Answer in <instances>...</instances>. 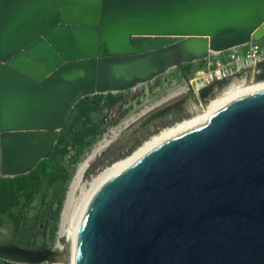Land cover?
Wrapping results in <instances>:
<instances>
[{
    "label": "water",
    "instance_id": "obj_1",
    "mask_svg": "<svg viewBox=\"0 0 264 264\" xmlns=\"http://www.w3.org/2000/svg\"><path fill=\"white\" fill-rule=\"evenodd\" d=\"M25 18L37 35L18 28ZM262 39L264 0L3 4L0 56L23 49L13 61L16 71L35 82L53 72L58 77L49 86L52 103L27 91L18 97L21 105L0 101V132L56 120L50 143L27 169L0 175L26 174L51 152L72 105L85 96L70 88L76 80L91 94L127 90L170 65L182 71L184 62ZM257 67L263 70L264 61ZM71 69L78 74L66 77ZM191 96L197 102L191 90L176 100ZM61 253L18 245L5 231L0 236V259L11 263L39 264ZM76 264H264V87L233 96L205 123L105 183L82 221Z\"/></svg>",
    "mask_w": 264,
    "mask_h": 264
},
{
    "label": "rangeland",
    "instance_id": "obj_2",
    "mask_svg": "<svg viewBox=\"0 0 264 264\" xmlns=\"http://www.w3.org/2000/svg\"><path fill=\"white\" fill-rule=\"evenodd\" d=\"M234 48L228 49L225 54L242 51L241 47ZM216 57L225 58L223 53L210 54L203 59L182 63V71L177 65H170L151 80L139 83L130 89L88 94L76 100L53 145L54 148L61 136L57 149L53 151L52 148L51 152L34 167L36 180L31 187L25 190L26 192L17 194L19 196L16 198V204H11L15 196L4 200L0 208V229L7 232L18 245L28 247L40 245L57 253L62 252L60 256L64 255L67 251L68 237L60 233L61 215L70 181L80 161L96 144L106 143V140L110 139V142L90 161L83 180L88 181L93 174L112 161L129 154L144 139L159 129L190 116L191 113L184 109L168 117H166L168 114H175L178 109L173 112L165 111L154 120L142 124L133 131L130 130L138 121L139 118L136 119V117L142 109L151 106L170 92L184 87L187 81L185 78H191L205 68L207 58ZM229 82L214 86L202 98L199 97L201 102L206 104L209 98L228 86ZM185 95L187 92L184 91L154 106L147 114L162 111L168 103L177 101L176 99ZM112 132L115 134L113 138ZM18 178L0 175V189L10 193V189L14 188ZM78 193L79 190L74 192V198H77ZM55 218H57V224L52 232V223ZM54 261L39 264H55Z\"/></svg>",
    "mask_w": 264,
    "mask_h": 264
},
{
    "label": "bare ground",
    "instance_id": "obj_3",
    "mask_svg": "<svg viewBox=\"0 0 264 264\" xmlns=\"http://www.w3.org/2000/svg\"><path fill=\"white\" fill-rule=\"evenodd\" d=\"M9 1L12 0H0V7ZM26 20L27 18L21 20V22L18 23V28L24 29L27 27V36H32V34L37 35V33H34L35 29H33V23ZM41 30L42 29L37 32L40 33ZM221 51L212 52L219 53ZM11 55L12 56L10 57H5V59L3 56H0V101L4 100V97H7L8 102H14L16 103L15 105H21L22 101L21 99H18V97L27 91L34 95H43V101L48 104L52 103L54 100L52 95L49 93V86L51 79H56L58 77L57 72H53L52 74L45 76L41 81L35 82L13 68V61L15 58L20 55H25V51L21 49L18 53ZM90 62L91 60L85 62L84 67L89 69L88 67L90 66ZM77 74L78 72L73 71V69L65 72L66 77H74ZM260 87H264V79L254 80L250 79L249 76H246L238 80L234 79L230 84H228V86L224 87L221 91L216 92L213 97L209 98L206 104H203L201 101L200 103L196 102L191 96L168 103L162 111L159 110L147 114V112H149L154 106H158L170 98L183 93L184 91L186 92L187 85L170 92L168 95L162 97L151 106H147L142 109L138 113V117H136V119L139 118L138 121L130 130L133 131L136 128L141 127L142 124L154 120L165 113V111L173 112L174 110L180 108V106L182 109L190 112V116L159 129L156 133L144 139L129 154L112 161L96 174H93L90 180L83 181L90 161L110 142V139L106 140V143L99 142L96 144L89 154L77 165L70 181L69 191L64 203L60 222V233L66 234L68 237L67 251L62 256L56 254L53 255L52 258L56 257L54 258V263L76 264V244L82 221L91 200L105 183L120 175L157 146L205 123L233 96ZM70 88L77 91V95L91 94L88 92L84 84L78 80H76ZM18 113L19 112H17V114ZM144 114L147 115L140 118V116ZM51 119L52 116H50V119L47 120L45 126L41 125L33 127V125L36 126L38 122H36V120H32L30 121V126L28 127L20 123L17 124L18 127L15 130L0 132V174L11 175L21 172L29 167L30 163L50 143L55 133L56 128L53 124L56 123V120L52 121ZM41 121H43V119ZM143 127L144 126H142V128ZM114 136L115 134L112 132V138ZM76 190H79V195L77 198H74V192ZM0 236L4 237V231L0 230Z\"/></svg>",
    "mask_w": 264,
    "mask_h": 264
},
{
    "label": "built area",
    "instance_id": "obj_4",
    "mask_svg": "<svg viewBox=\"0 0 264 264\" xmlns=\"http://www.w3.org/2000/svg\"><path fill=\"white\" fill-rule=\"evenodd\" d=\"M262 40H250L237 46L241 47L242 51H234L230 55L225 54L228 50L219 52L223 53L225 58H207L206 67L187 79L186 92L191 90L196 96L197 102L200 103L199 92L214 82L224 83L230 81L229 83H231L234 79L246 76L253 78L258 75L262 69L257 67V64L264 61V44H262ZM242 75L245 76L242 77Z\"/></svg>",
    "mask_w": 264,
    "mask_h": 264
},
{
    "label": "trees",
    "instance_id": "obj_5",
    "mask_svg": "<svg viewBox=\"0 0 264 264\" xmlns=\"http://www.w3.org/2000/svg\"><path fill=\"white\" fill-rule=\"evenodd\" d=\"M61 141V136L60 138L58 139V142L56 143V145L54 146L53 148V151H55L57 149V144ZM17 177L18 180H17V183H15L14 185V188L13 189H10V193H8L7 191L5 190H1L0 189V208L2 207L3 205V202L4 200L7 198V197H12V196H15L13 198V201L11 204H16V198L18 193L22 194L24 192L27 191V189H29L33 183V181L36 180V177L34 176V171H30L28 172L27 174H23V175H18ZM26 190V191H25ZM56 224H57V218H55L53 220V223H52V228H51V231L54 232L55 228H56ZM0 263L1 264H14V263H6L5 261L1 260L0 259Z\"/></svg>",
    "mask_w": 264,
    "mask_h": 264
},
{
    "label": "flooded vegetation",
    "instance_id": "obj_6",
    "mask_svg": "<svg viewBox=\"0 0 264 264\" xmlns=\"http://www.w3.org/2000/svg\"><path fill=\"white\" fill-rule=\"evenodd\" d=\"M250 78V77H249ZM250 79H254V80H261V79H264V69L258 74V75H256L255 77H253V78H250ZM213 88V87H212ZM211 88V89H212ZM210 90V89H209ZM209 90H207V91H209ZM181 110H182V107L180 106V108H178V111L175 113V114H168L166 117H168V116H173V115H176V114H178L179 112H181ZM165 117V118H166ZM162 119H164V118H162Z\"/></svg>",
    "mask_w": 264,
    "mask_h": 264
}]
</instances>
